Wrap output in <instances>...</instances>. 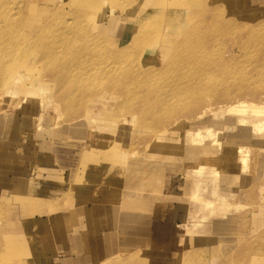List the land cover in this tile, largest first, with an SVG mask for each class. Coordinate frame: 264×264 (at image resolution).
Segmentation results:
<instances>
[{
    "label": "rangeland",
    "instance_id": "1",
    "mask_svg": "<svg viewBox=\"0 0 264 264\" xmlns=\"http://www.w3.org/2000/svg\"><path fill=\"white\" fill-rule=\"evenodd\" d=\"M8 1L0 264H264V0H105L88 18L65 1ZM97 32L123 55L107 74L81 44ZM210 129L202 143L188 134ZM83 194L111 203L104 220L84 219ZM133 213L140 222L122 225Z\"/></svg>",
    "mask_w": 264,
    "mask_h": 264
},
{
    "label": "bare ground",
    "instance_id": "2",
    "mask_svg": "<svg viewBox=\"0 0 264 264\" xmlns=\"http://www.w3.org/2000/svg\"><path fill=\"white\" fill-rule=\"evenodd\" d=\"M103 1H105V0H67V1H65V5H63L62 7H65V6H67V7H70V6H74L75 8H74V11L75 10H77V8L79 9V11L81 10V12H86V16H87V18H88V16L90 17V15H92V12L93 11H96V8H98V7H100L102 4V2ZM10 1H8V0H6V3L3 1V0H0V4H1V6H3L5 9H0L1 11H0V17L1 16H4V18H6L5 20H7V22H9V20H10V18H11V16L9 15V13H10V9L8 8V3H9ZM89 2V3H88ZM6 4V6H5V4ZM7 9V10H6ZM99 9V8H98ZM62 11H64V10H62ZM219 9H214L213 11L211 10L209 13L212 15V20H213V22L214 21H216L217 22V19L218 18H220V17H218L219 16ZM60 11H57L56 12V16L58 15V13H59ZM208 13V12H207ZM191 14H194V13H191ZM191 14H188V15H190L191 16ZM81 15H83L82 13H80V16ZM195 15V14H194ZM194 15H193V17H194ZM208 15V14H207ZM85 16V15H84ZM193 17H190V19H189V16H188V21H190V23L192 22V20H194V19H192ZM84 18V17H83ZM80 19V18H79ZM86 19V18H85ZM11 21V20H10ZM69 21V20H68ZM75 21H76V19H75ZM6 22V23H7ZM11 22H13L14 23V21H11ZM5 23V24H6ZM10 23V22H9ZM12 23V24H13ZM72 23V22H71ZM187 23H189V22H187ZM65 24V23H64ZM68 24H70L69 22L67 23V25ZM192 24V23H191ZM8 25V24H7ZM13 26V25H12ZM91 26H92V24H91ZM145 25H141L140 27H136L135 28V31H134V35H133V42H136V41H138V38L141 36V32H143V28L145 29V27H144ZM211 26V25H210ZM17 27V26H16ZM66 27H68V26H66ZM75 28H76V26H75ZM249 28V27H248ZM255 28V27H254ZM9 29V28H8ZM6 31H8L9 33H10V30H7V29H5ZM75 30V29H74ZM260 30V29H259ZM76 31V33L78 32L77 30H75ZM254 31V30H253ZM23 32H25V31H23ZM49 32V31H48ZM229 32V31H228ZM262 32H264V30L262 31ZM26 33V32H25ZM44 33H45V30L44 31H42V32H40L39 33V37H43L44 36ZM98 33V32H97ZM250 33H252V32H248V34H250ZM27 34H29V33H27ZM10 34L8 35V36H6L4 39H0V43L2 44V43H4V42H7L9 39H10ZM59 38V37H58ZM79 38V37H78ZM99 38L101 39V37H100V35H99V33L98 34H96V37H93L92 39L91 38H82L81 39V44H85V43H88V41H90V43H88V47H86V49H90V50H94V52H96V51H98V54H101V55H103V58H105V61H102V62H107V60H108V62L109 61H112V60H110L112 57H116V59L117 58H121V57H123V55L122 54H116L115 52H113V50H112V48H110V47H108V46H110V43L109 44H103V42L102 41H100L99 40ZM12 39V38H11ZM54 39V38H53ZM57 39V38H56ZM60 39H62L61 41V43H65V41H67L66 43L67 44H69L70 42H68V40H64V38H63V36H61V38ZM102 40V39H101ZM16 41H18V40H16ZM104 41V40H103ZM25 42H27V41H25ZM24 42V43H25ZM58 42V41H57ZM218 42V41H217ZM78 43V42H77ZM220 43V42H219ZM11 44V43H10ZM8 45V44H3V45H6L7 47L6 48H4L3 49V53L1 52L0 53V59L2 58H6L7 56H9L10 55V51H11V49H10V46H12V44L11 45ZM27 44V43H26ZM29 44V43H28ZM53 44V43H52ZM56 43H54V46L53 47H56V46H58L59 47V45H60V41H59V45L57 44V45H55ZM209 44V43H208ZM218 44V43H217ZM17 45H18V43H17ZM22 45H23V43H22ZM61 45H65V44H61ZM60 45V46H61ZM69 45H71V44H69ZM2 46V45H1ZM1 46H0V48H1ZM27 46V45H26ZM66 46H68V45H66ZM121 46V45H120ZM126 46V45H125ZM29 47V46H28ZM52 47V48H53ZM57 47V48H58ZM119 47V46H118ZM123 47H124V45H123ZM217 47V46H216ZM27 48V47H26ZM57 48H56V50H57ZM126 48V47H125ZM181 49V47H176V49L177 50H180ZM18 49H21V46H20V48L17 46H14V51L12 50V52L13 53H16L17 55H18V53H17V50ZM23 49V48H22ZM53 49H55V48H53ZM59 49V48H58ZM61 49H63L64 50V47L62 48V46H61ZM119 49V48H118ZM202 49V48H201ZM200 49V50H201ZM166 50V49H165ZM205 50V49H204ZM1 51H2V49H1ZM123 50H121L120 51V53L122 52ZM212 51V50H211ZM92 52V51H91ZM106 52V54H104ZM118 53V52H117ZM123 53H124V51H123ZM153 53V52H152ZM162 53H164V52H162ZM208 53H210V52H208ZM198 54V53H197ZM23 55V54H22ZM22 55H19V57H22ZM126 55V54H125ZM124 55V56H125ZM24 56V55H23ZM19 57L17 58L16 57V59H17V61L15 60L14 61V65H15V62L16 63H19V64H21L20 62H18L19 61ZM84 57V56H83ZM93 57V56H92ZM94 57H96V56H94ZM186 57V56H185ZM206 57V56H205ZM87 58V57H86ZM100 58H102V57H100ZM113 58V59H114ZM11 59H13V58H11ZM55 59V58H54ZM116 59H114V63H115V61H116ZM188 59V58H187ZM8 60L10 61V59L8 58ZM102 60V59H101ZM100 60V61H101ZM117 60H119V59H117ZM122 60V59H121ZM177 60V59H176ZM186 60V59H185ZM21 61V60H20ZM98 61V60H97ZM151 61H153V63H161V61H162V59L159 61V59L157 60V57H156V55H152V56H150V59H148L147 61H146V63L148 64V63H151ZM178 61H180V60H178ZM8 62V61H7ZM51 62V61H50ZM113 62H110V63H102V64H104L105 65V67L103 66V72L102 73H104L105 72V74H107L106 72H107V70L105 69V68H109V69H111V68H113L112 66H114L113 64ZM175 62H177V61H175ZM182 62V61H181ZM98 64L99 63H101V62H97ZM96 63V64H97ZM113 63V64H112ZM29 64V63H28ZM116 64H117V61H116ZM119 64V63H118ZM194 64V63H193ZM5 65H13V64H5ZM16 65H18V64H16ZM72 65H75V64H72ZM101 65V64H100ZM116 66V65H115ZM216 66H218V65H216ZM74 67V66H73ZM76 67V66H75ZM93 67V66H92ZM98 67V66H97ZM97 67H93V69H95V71H93V69L91 68L90 70H92V72L91 73H96L97 74V72H100V71H102V70H100V68L99 69H97ZM156 67V66H155ZM14 68V67H13ZM116 68V67H115ZM204 68V67H203ZM216 68V67H215ZM220 68H221V66H220ZM155 69V68H154ZM214 69V68H213ZM13 70V69H12ZM90 70H89V72H90ZM104 70H106V71H104ZM63 71H65V70H62V72ZM68 71H69V69H68ZM67 71V72H68ZM113 71V70H112ZM116 71V70H115ZM76 72V71H75ZM75 72H74V70H72V73L73 74H75ZM89 72H86V74H85V76H84V78H86V75L88 76V75H90L91 73H89ZM138 72V71H137ZM144 72V71H143ZM208 72H210V71H208ZM207 72V73H208ZM212 73H214V70L213 71H211ZM69 73H70V71H69ZM70 74V75H73V74ZM80 73V72H79ZM78 73V74H79ZM89 73V74H88ZM139 73V72H138ZM165 73H166V71H165ZM77 74V73H76ZM81 75L82 74H84V73H80ZM79 74V75H80ZM99 74V73H98ZM109 74V73H108ZM111 74V73H110ZM123 74V73H122ZM121 74V75H122ZM168 74V73H167ZM12 75V74H11ZM64 75V74H63ZM78 75V76H79ZM93 75H95V74H93ZM126 75V74H125ZM133 75V74H132ZM66 76V75H65ZM73 76H75V75H73ZM77 76V75H76ZM97 76V75H96ZM129 76V75H128ZM203 76V75H202ZM209 76V75H208ZM68 78L67 79H69V78H71V76H67ZM83 77V76H82ZM74 78V77H73ZM76 78V77H75ZM80 78H81V76H80ZM83 78V79H84ZM88 78V77H87ZM117 78V77H116ZM89 80V79H88ZM138 80V79H137ZM193 80V79H192ZM208 80V79H207ZM71 81V80H70ZM77 81V80H76ZM78 81H80V80H78ZM77 81V82H78ZM82 81V80H81ZM134 81V80H133ZM184 81V80H183ZM72 82L73 83H75V80L73 81V79H72ZM121 82V81H120ZM136 82V81H135ZM140 82V81H139ZM72 83V84H73ZM184 83V82H183ZM194 83V82H193ZM195 83H196V81H195ZM68 84H70V83H68ZM78 85V84H77ZM209 85V84H208ZM181 86H182V84H181ZM189 86V85H188ZM197 86H198V83H197ZM193 88V87H192ZM188 89V88H187ZM191 89V88H190ZM33 90V86L32 87H30V90L29 89H27V91L26 92H24L25 93V95H27L28 94V92H30V91H32ZM179 90V89H178ZM184 90V89H183ZM186 91V90H185ZM188 91V90H187ZM186 91V92H187ZM197 91H199V90H197ZM161 92V91H160ZM178 93V92H177ZM182 93V92H181ZM189 93H190V91H189ZM195 93V92H194ZM145 94V93H144ZM196 94V93H195ZM209 95V94H208ZM184 97V96H183ZM207 97V96H206ZM209 97V96H208ZM187 98V97H186ZM164 99V98H163ZM162 99V100H163ZM203 99V98H202ZM209 99V98H208ZM211 99V98H210ZM177 103V102H176ZM167 105V104H166ZM173 106H175L174 104H172ZM165 106V105H164ZM168 106V105H167ZM173 106H172V108H173ZM166 107V106H165ZM213 107V106H212ZM182 108V107H181ZM242 108V107H241ZM163 109H166V108H163ZM210 109V108H209ZM207 110V109H206ZM205 111V110H204ZM204 111L198 116V117H201V116H203L204 114ZM241 121H243V122H249L248 121V119L246 120L245 118H242L241 119ZM183 122V119H177L174 123H172L170 126H176V125H179V124H181ZM253 122V121H252ZM263 125H264V122H263ZM171 128V127H170ZM168 131H169V129H168ZM188 134L189 135H191L192 136V142L194 141V142H197V143H202V142H204L205 140H206V138L208 137V134L209 135H212L213 134V131L210 129L209 131H207V132H202L201 130H199V131H197V132H191V131H188ZM211 147H208V146H206V150L208 149H210ZM204 168H205V164L203 163V164H201V165H199L198 166V168L197 169H195V170H197V172H198V174L200 175V176H202V174H203V172H204ZM213 173H214V175H215V177L217 176V174H218V172H216V170H213ZM204 191H206V188H201V189H199L197 192H196V195H195V200H199V201H202V203L205 205V206H208L209 204H211L212 202L210 201V200H205V198H204ZM217 192V190H216V188H214V190H213V193L212 194H214V193H216ZM1 207V206H0ZM2 211V210H1ZM2 213V212H1ZM1 213H0V216H1ZM1 218V217H0ZM2 219V218H1ZM197 222V221H196ZM183 225H185L186 226V223H183ZM190 226H191V224H190ZM189 230H191L192 231V228H188ZM208 241V240H207Z\"/></svg>",
    "mask_w": 264,
    "mask_h": 264
},
{
    "label": "crops",
    "instance_id": "3",
    "mask_svg": "<svg viewBox=\"0 0 264 264\" xmlns=\"http://www.w3.org/2000/svg\"><path fill=\"white\" fill-rule=\"evenodd\" d=\"M60 1H67V0H60ZM38 184L39 185H36L35 187L40 186L38 191H42L44 193L48 192V191H58L59 188L56 187L55 185H59L60 186V183L59 184L58 183L46 184V182L44 183V181H42V182H40ZM32 186H34V185H32ZM32 190H33V188H32ZM88 201H91L95 205L96 208H94V210H93V208L90 207V205H88ZM99 201L100 200H99V198L97 196H94V197L93 196H88V194L80 195V197L77 199V205L79 206V208H81L82 210L85 211V215H84L85 218L84 219H86V220H88V219L91 220L92 219V221H95L97 219H103L104 220V214L102 213V211L105 210L107 207H109V205L111 203L110 204H108V203L102 204ZM103 206H104V208H102ZM57 218H59V217H57ZM121 218H122L121 219V224L122 225H129V224H132V223L135 224V223H139L140 222L139 221L140 220L139 214H134L133 213L132 215L131 214L122 215ZM98 242L102 244L101 238H98V239H95L94 241H91L90 244L93 246V245H96V243H98ZM110 254H112V253H110Z\"/></svg>",
    "mask_w": 264,
    "mask_h": 264
}]
</instances>
